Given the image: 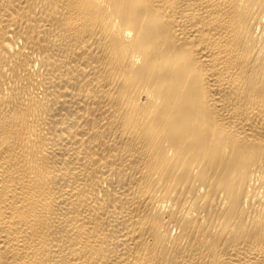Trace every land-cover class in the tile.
Masks as SVG:
<instances>
[{"label":"bare ground","instance_id":"6f19581e","mask_svg":"<svg viewBox=\"0 0 264 264\" xmlns=\"http://www.w3.org/2000/svg\"><path fill=\"white\" fill-rule=\"evenodd\" d=\"M0 264H264V0H0Z\"/></svg>","mask_w":264,"mask_h":264}]
</instances>
